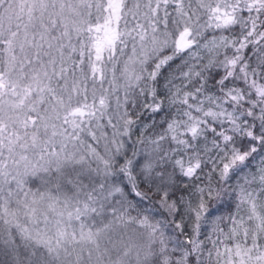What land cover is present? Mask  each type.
<instances>
[{"label": "trees", "instance_id": "16d2710c", "mask_svg": "<svg viewBox=\"0 0 264 264\" xmlns=\"http://www.w3.org/2000/svg\"><path fill=\"white\" fill-rule=\"evenodd\" d=\"M120 1L168 40L134 85L131 40L98 43L111 0H0V79L40 73L0 121V264H264V1L220 29L201 0Z\"/></svg>", "mask_w": 264, "mask_h": 264}, {"label": "rangeland", "instance_id": "374dc122", "mask_svg": "<svg viewBox=\"0 0 264 264\" xmlns=\"http://www.w3.org/2000/svg\"><path fill=\"white\" fill-rule=\"evenodd\" d=\"M201 11L207 9L211 15L213 22L209 25L210 28H226L229 27L236 22H238L236 10L233 8H238L242 10L244 13H249L250 7L256 5L258 0H201ZM264 1V0H262ZM211 5L210 10L208 7ZM111 12L107 15L102 23L98 25L97 32H98V43L103 47V45L108 44L114 45L118 40L121 34H124L127 38H129L132 42L131 48V55L125 59L123 73L124 76L127 77L126 84L130 85L133 82V85L141 78L139 71L142 70L144 64L147 62L148 59L154 57V53L157 52V49L160 50L165 47V44L168 40H164L163 36L153 34L150 31H143L140 25L129 26L125 29V24L123 23V16H122V7L120 0H111ZM201 12H198L199 15ZM184 28H187L189 25L192 24V21L188 18L183 20ZM195 24V30L185 38V42H187V48L189 49L191 45L196 42V38L200 33L201 25ZM183 29L179 30L176 34L177 39L175 42V46L179 47V35L183 31ZM176 38V37H175ZM34 46V43L32 44ZM224 40L220 36H214L209 42L205 43L204 47L208 51L218 50L222 46H224ZM39 57L34 56L28 62H32V66L24 73L27 75H21L17 81L6 80L7 82L2 81L0 79V121L4 124L7 121V116L4 112H6V107L12 104L11 107L13 109H19V114L21 112V106L25 101L24 99H31V97H37V89L34 87L37 86V82L40 80V73H39V64H38ZM233 67V66H232ZM237 68V66H236ZM18 83L23 84V86L19 85ZM236 88H231L228 90V93L231 97L237 98L239 93L237 94ZM12 93V94H11ZM22 93V95H21ZM12 95V96H11ZM25 97V98H24ZM34 102V99H31ZM33 102H31L33 104ZM4 127V126H2ZM0 128V140L4 142V139L8 143L7 150L11 144L12 136L14 131H7L5 128ZM8 132V133H7ZM12 132V133H11ZM251 258L252 253L249 252L247 247H238L235 250L228 252V259L231 263L234 264H242L245 261V258Z\"/></svg>", "mask_w": 264, "mask_h": 264}, {"label": "water", "instance_id": "95a60500", "mask_svg": "<svg viewBox=\"0 0 264 264\" xmlns=\"http://www.w3.org/2000/svg\"><path fill=\"white\" fill-rule=\"evenodd\" d=\"M188 35V30H183L179 35V49H184L187 46L185 38Z\"/></svg>", "mask_w": 264, "mask_h": 264}]
</instances>
